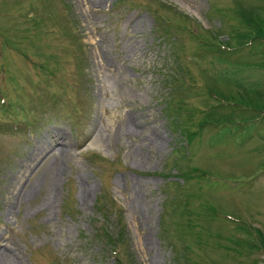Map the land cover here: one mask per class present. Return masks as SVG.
Listing matches in <instances>:
<instances>
[{
	"label": "rangeland",
	"instance_id": "obj_1",
	"mask_svg": "<svg viewBox=\"0 0 264 264\" xmlns=\"http://www.w3.org/2000/svg\"><path fill=\"white\" fill-rule=\"evenodd\" d=\"M0 264H264V0H0Z\"/></svg>",
	"mask_w": 264,
	"mask_h": 264
},
{
	"label": "trees",
	"instance_id": "obj_2",
	"mask_svg": "<svg viewBox=\"0 0 264 264\" xmlns=\"http://www.w3.org/2000/svg\"><path fill=\"white\" fill-rule=\"evenodd\" d=\"M98 236H100L99 234H97ZM99 239V238H98ZM118 241H116L115 243H117ZM117 244H121V242L119 241V243H117ZM115 252V256L119 253V251H120V249L119 248H116V247H114V249H112V252Z\"/></svg>",
	"mask_w": 264,
	"mask_h": 264
},
{
	"label": "bare ground",
	"instance_id": "obj_3",
	"mask_svg": "<svg viewBox=\"0 0 264 264\" xmlns=\"http://www.w3.org/2000/svg\"><path fill=\"white\" fill-rule=\"evenodd\" d=\"M101 3V2H100ZM20 169H22V166H20L19 171H17L16 177L14 176L13 179H18L21 176ZM89 191V190H88ZM86 193V192H85Z\"/></svg>",
	"mask_w": 264,
	"mask_h": 264
}]
</instances>
